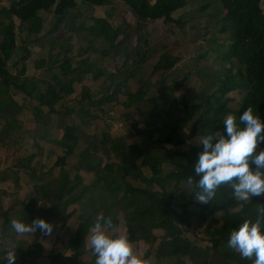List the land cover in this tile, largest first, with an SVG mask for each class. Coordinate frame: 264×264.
<instances>
[{"label": "trees", "instance_id": "trees-1", "mask_svg": "<svg viewBox=\"0 0 264 264\" xmlns=\"http://www.w3.org/2000/svg\"><path fill=\"white\" fill-rule=\"evenodd\" d=\"M112 1L115 0H8V7L0 11V118L5 122L0 129V139L20 127L16 118L10 121L7 118L8 114H11L9 112L12 110L11 107H16L14 92L23 93L36 103L33 106L36 120L46 117L49 120L52 113L60 116L59 125L63 127V135L52 141L63 147L66 155L59 156L56 161V165L60 168V178L55 191L51 194L46 189L40 197L50 204L47 210L48 216L59 211L63 215L64 222L73 215L72 212H68L73 200L78 205V226L74 236L65 246L74 253L65 256L70 261H77V256L83 254L85 248L82 246L90 233L89 229L98 218L110 216L112 223L115 224L117 216L124 211L126 233L132 244L143 241L152 248L158 241L156 230L163 231L159 251L164 254L163 256L173 257V261L166 264H188V259L198 264H251V260L242 258L238 252L228 248L226 242L229 233L240 222L244 219L256 218V209L264 204V196L251 197L247 202L242 201L233 198L231 187L223 184L216 189L215 196L208 204L196 202V193L199 189L195 188L194 183L187 184V177L194 176L192 163L202 146L201 144L190 146L187 150H180V147L189 143L199 133L206 135L220 130L223 118L227 114L231 113L238 118L247 106H251L264 119V9L261 0H217L225 11L224 17L223 14H219V23L222 24V30H228L231 41L227 45L228 51H225L221 57L231 61L230 67L222 72L217 88L204 95L201 102L183 103L180 116L171 122L164 137L157 139L162 144L170 145V148H165L164 153L159 154L139 143H131L125 147L123 140L113 139L109 151L105 150V152L113 153L114 158L105 161L103 148L98 146L96 152L100 153V158L97 164H92L89 155L94 151V145L85 146L80 158L84 167L94 173V180L89 184L85 183L82 174L72 173L65 167L67 155L75 152L81 138L80 125L74 121L72 114L93 113L90 118L82 117L81 123L85 124L96 118L92 110V107L96 106L93 102L94 96L90 94L87 86L82 87L80 99L71 98L75 92L74 83L79 80L76 75L77 69L86 67L87 62L84 61L77 68L72 65L69 58L58 61L52 54H49L45 60H36L34 64L36 69L44 65L49 72L57 69V72H51V82L45 86H40L37 80H30V77H22L26 65H23L17 73L12 72L11 68L20 60L23 62L27 56L19 57V60H14L12 64L8 63L16 54V39L20 38L16 33L15 18L20 22L21 33H24L22 38L24 40L21 41L27 43L31 37L42 32L44 15L47 13L52 14L54 18H63L68 11L76 10L81 2L102 6ZM121 1L129 6L141 24L143 20L149 19H163L166 22L183 24L182 19L174 17V12L185 7L188 2V0H155L153 3L152 0ZM96 22L97 25L91 26L89 31L95 37L103 35V40L113 48L119 30L111 27L105 20L98 19ZM137 51L144 53L141 56L147 53L141 47ZM234 58L239 62V66L232 61ZM178 61L179 57L170 52H163L154 63L152 74L165 75ZM86 71H93L95 78L102 75L101 72L96 73L92 67ZM165 83V80L159 82L163 86ZM123 85H126V82ZM117 87L116 91L125 95L126 107H131L145 99L146 92L142 87L136 90L129 87L122 90L120 85ZM236 89L246 92L237 110L232 111L229 107L228 94ZM69 100H74L72 101L74 104L68 103ZM107 100L108 98H103L99 102ZM156 100L155 95L148 99L157 105ZM16 110L20 108L17 107ZM151 113H154V117L160 115L155 110ZM187 128L190 130L188 131ZM135 129L139 134L153 138L147 130L141 131L136 127ZM175 155L180 156V162H174ZM165 163L173 165L167 173L164 172ZM181 181L189 185L190 190L187 193L177 189L175 193V189L171 190V183L176 184ZM154 185L157 188H152ZM40 197L29 198L22 205L23 212L16 217L25 222L36 218L41 204L39 201L42 202ZM196 203L198 211L195 214L189 206ZM12 208L4 212L5 230L10 228L14 210ZM219 212L223 214L222 220L215 221L214 218L209 220ZM192 217L207 223L206 232L211 241V246L206 248L199 261L196 253L200 248L184 235ZM261 222L264 225V220ZM213 224L216 227H212ZM24 243L27 245L29 242L21 240L20 246L15 247L17 254L23 260L35 264L36 259L42 255V246L35 244L32 247L28 244L24 248ZM6 253L8 249L5 242L0 243V258ZM59 257L52 256L51 259L54 263H58ZM94 260L91 261L92 264Z\"/></svg>", "mask_w": 264, "mask_h": 264}, {"label": "rangeland", "instance_id": "rangeland-1", "mask_svg": "<svg viewBox=\"0 0 264 264\" xmlns=\"http://www.w3.org/2000/svg\"><path fill=\"white\" fill-rule=\"evenodd\" d=\"M261 4L264 8V0H261ZM224 12L217 0H188L185 7L174 12V17L182 19L183 24L166 22L163 19L143 20L141 24L128 5L121 0H115L102 6L81 2L76 10L68 11L63 18H54L50 13L45 14L42 32L28 40L29 45L25 52L29 54V58L26 60L27 64L25 62V68H28L26 73L29 76L26 74L25 76L30 77L32 81H39L40 86L48 85L51 82V72L55 73L57 69L49 72L44 68L35 70L33 66L36 60H45L49 54L54 55L58 61L69 58L72 65L77 68L86 61L89 67L77 69L76 75L79 80L74 83L75 92L71 98L80 99L82 87L87 86L90 94L94 96L93 102L96 105L92 107L96 118L89 120L87 124L81 123L82 117L90 118L93 113L72 114L74 121L80 125L81 138L75 152L67 155L65 167L72 173L82 174L85 183L91 184L94 173L84 167L80 158L85 146L94 145V151L89 155L92 164H97L100 158V153L96 152L98 146L103 148L105 161L114 158L113 153L105 152L109 151L113 139L123 140L125 147L131 143H139L159 154H163L165 148H170V145L162 144L157 139H162L171 122L180 116L183 103L201 102L204 95L217 88L222 72L230 67L231 61L221 57L228 51L227 45L231 42L228 30H222V24L219 23V14H223L224 17ZM98 19L107 21L111 27L119 30L113 48L103 40V35L95 37L89 31L91 26L97 25ZM15 22L16 33L22 42L24 33H21V25L17 18ZM140 47L147 51L144 56H141L143 52L137 51ZM163 52H170L179 57V61L165 75L152 74V67ZM17 53L20 55L19 49ZM232 61L239 66L236 58ZM90 67L102 75L95 78L93 71H86ZM161 80L166 81L164 86L159 84ZM124 82L126 85H123ZM117 85H120L122 90L127 87L132 90L142 87L146 92L144 101L126 107L125 95L116 91ZM245 92L236 89L228 94L229 107L232 111L237 110ZM16 95L17 103L22 108L16 112L10 110L11 114H8L7 118L10 121L15 117L20 127L0 139V234L12 235L11 238L18 235L22 241H32L34 245L43 242L46 251L40 256L38 264H92L95 256L89 244L90 233L82 246L85 248L84 252L77 256V261H70L65 257L74 254L65 246L74 236L79 222L76 201L73 200L68 210L73 215L64 222L59 211L48 216L50 204L40 197L46 189L51 194L55 191L60 178V168L56 161L59 156L66 155L65 149L52 141L63 135V127L59 125L60 116L52 113L49 120L48 117L36 120L33 113V106L36 103L23 93ZM152 95L156 96L157 105L148 101ZM103 98L108 100L99 102ZM72 101L74 100H69L68 103L73 105ZM153 110L160 115L154 117V113H151ZM4 124L5 122L0 120V129ZM135 127L141 131L147 130L153 138L139 134ZM157 127L159 129L156 130ZM202 136L203 134L199 133L189 143L182 145L180 150H187L190 146L200 144ZM174 160L175 163L180 162V156L175 155ZM172 167L171 163H165L164 172H169ZM170 185L171 190L175 189V193L177 190L186 193L190 190L189 185L183 181ZM154 187L157 188L155 185L152 186ZM33 196L42 199V202L39 201L41 204L37 210V217H43L51 222L52 232L45 234L37 229L34 233L17 234L11 227L5 230L4 212L13 207L12 219L15 218L23 212L22 205ZM189 209L196 214L197 203L190 205ZM212 218L215 221L222 220L223 214L216 213L209 220ZM116 220L112 230L126 233L124 211L120 212ZM214 226L216 227L215 224L212 225ZM206 227L207 223L192 217L190 226L184 231V235L200 248L196 253L198 261L203 257L206 248L211 246ZM156 233L158 241L152 248L147 243L139 241L133 243L134 250L147 257L150 264H166L173 261L172 256H163L164 254L159 251L163 231L156 230ZM14 242L15 240L12 243ZM27 245L24 243V248ZM52 256H60L58 263L52 261ZM187 262L198 264L189 259Z\"/></svg>", "mask_w": 264, "mask_h": 264}, {"label": "clouds", "instance_id": "clouds-1", "mask_svg": "<svg viewBox=\"0 0 264 264\" xmlns=\"http://www.w3.org/2000/svg\"><path fill=\"white\" fill-rule=\"evenodd\" d=\"M201 150L193 164V175L187 184L199 191L195 201L208 204L216 189L227 184L233 198L250 201L264 196V119L251 106L238 118L227 114L220 130L203 135ZM187 191L188 189L185 188ZM261 204V203H260ZM264 204L256 209L255 219H244L230 233L227 247L238 252L251 264H264ZM11 229L17 234L34 233L37 229L50 234L51 222L43 217L25 222L13 218ZM112 218H98L90 227L89 244L95 256L94 264H150L149 259L134 250L127 233L112 230ZM15 251L0 258V264H14Z\"/></svg>", "mask_w": 264, "mask_h": 264}, {"label": "crops", "instance_id": "crops-1", "mask_svg": "<svg viewBox=\"0 0 264 264\" xmlns=\"http://www.w3.org/2000/svg\"><path fill=\"white\" fill-rule=\"evenodd\" d=\"M155 0H152V3L154 2ZM261 6H262V4H261ZM5 7H8V0H0V11L3 9V8H5ZM262 8H263V6H262ZM264 9V8H263ZM16 19V18H15ZM15 19H14V21H15ZM16 23V22H15ZM16 45H17V49H16V54H15V56H14V58L13 59H11L10 61H9V63L8 64H12L13 63V61L15 60V61H18L19 60V57H24V56H27L26 58H25V60L23 61V62H21V60L19 61V63H17L16 64V66H14V67H12L11 68V70H12V72L15 74V73H17L18 71H20L21 70V68H23V65H26L27 64V62H26V60L29 58L28 56H29V54H26V47H28V45H29V42L27 41V43H22V42H20L19 41V39L17 38L16 39ZM20 50V55L17 53V50ZM25 62H26V64H25ZM33 68L35 69V70H38V69H36L34 66H33ZM32 68V69H33ZM41 68H44L45 70H48V69H46L45 67H41ZM28 69V68H27ZM27 69L25 70V73L22 75V77H25V74L27 75V76H29L27 73H26V71H27ZM30 71V70H29ZM19 92H14L13 93V99H14V101H15V104H16V107H11V109L12 110H14L15 112L16 111H18V110H16L17 109V107L18 108H20L21 106L19 105V103H17V100H16V97H17V95L16 94H18ZM22 108V107H21ZM5 115H6V113H5ZM15 118V117H14ZM14 118H12V119H14ZM3 118H0V120H2ZM4 121V120H3ZM42 135H44V134H42ZM52 139V138H51ZM47 140H49L48 138H47ZM12 236V235H11ZM11 236H4V235H2V234H0V243H3V242H5V244H6V247H7V249H8V252H12V251H15V261H14V264H32V263H29L27 260H23L18 254H17V252H16V248L17 247H19L20 245H19V241H21V239H20V237H18V235H13V237L11 238ZM13 240H15V242H14V244L12 243L13 242ZM29 242V241H28ZM31 242V243H30ZM28 244H31L32 245V247L34 246V244L32 243V241H30ZM17 243H18V245H17ZM36 244H38V245H41L42 246V256L44 255V253H45V251H46V248H44V245H43V242H40V243H36ZM17 245V246H16ZM16 247V248H15ZM50 248H53V247H50ZM49 248V250H51ZM49 250L47 251V254H48V252H49ZM39 258H41V257H39ZM39 258H37L36 259V261H35V264H38L39 262Z\"/></svg>", "mask_w": 264, "mask_h": 264}]
</instances>
